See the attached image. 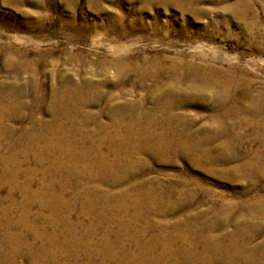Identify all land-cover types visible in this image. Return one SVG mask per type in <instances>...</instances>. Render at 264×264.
I'll use <instances>...</instances> for the list:
<instances>
[{"label":"bare ground","instance_id":"6f19581e","mask_svg":"<svg viewBox=\"0 0 264 264\" xmlns=\"http://www.w3.org/2000/svg\"><path fill=\"white\" fill-rule=\"evenodd\" d=\"M20 54L15 71L29 69L32 87L41 91L36 63ZM13 60L8 65L14 67ZM163 60L147 59L141 64L121 57L110 60L117 67L113 84L81 72L66 77L60 88L52 90L51 119L37 121L32 115L30 131L12 126L27 107L22 83H0V149L9 143L7 154L0 157V184L11 186L6 204L0 207V254L8 257V264H15L23 250L37 264H264V239L251 246L264 225L263 196L209 209L212 219L192 210L178 216L183 208L190 209L196 192L188 187L164 189L158 180H144L139 173L146 157L171 161L191 151L196 164L202 163L199 158L206 153L200 145L174 143L193 123L176 113L185 96L191 102L203 97L213 100L214 129H228L229 143L245 138L243 133L251 130L253 141L264 148V91L254 92L248 81L230 72L213 73L205 63H186L189 68L179 70L171 59L168 66ZM107 64L99 63L101 71ZM131 71L140 85L154 81L148 95L152 107L148 99L145 103L126 99V91L119 97L106 94L107 85L120 87ZM164 73L169 81L163 80ZM187 83L186 95L179 96ZM131 85L133 89L137 83ZM43 100L40 95L38 101ZM102 100L103 109L98 108ZM95 106L99 110L94 113ZM105 111L110 113L108 123L100 120ZM216 157L213 165L223 166L240 156ZM232 174H242L253 183L263 180L264 150L233 167ZM186 183L202 185L195 177ZM15 190L21 195L19 204ZM14 208L19 211L16 216ZM157 218L166 222L156 224ZM231 226L234 230L228 231Z\"/></svg>","mask_w":264,"mask_h":264},{"label":"rangeland","instance_id":"374dc122","mask_svg":"<svg viewBox=\"0 0 264 264\" xmlns=\"http://www.w3.org/2000/svg\"><path fill=\"white\" fill-rule=\"evenodd\" d=\"M20 53H25L28 62L36 63L41 91L35 92L32 87L29 69L20 74L15 71L14 61L21 57ZM117 57L140 64L147 59L163 58L165 66L171 59L179 70L189 68L186 63H205L213 73L214 70L230 72L235 78L248 81L254 92L264 91V0H0V83L20 81L24 89L22 101L27 106L20 113L21 120L12 123L18 131H30L34 127L32 115L37 116V121L51 119L48 106L53 98L52 90L60 88L66 77L72 74L77 77L81 72L95 80L105 77L112 83L117 67L110 60ZM11 58L14 67L7 63ZM101 62L108 63L104 71H101ZM133 72L128 73L120 87L107 85L106 94L119 97L121 91H126V99L142 103L148 99V106L152 107L148 95L154 81L148 79L140 85ZM162 76L163 80H170L168 73ZM135 83L137 86L132 89L131 84ZM188 88V83L182 85L183 94L179 96H185ZM207 92L211 94L210 90ZM40 95L44 96L42 102L38 101ZM185 97L180 99L184 106L176 113L185 115L193 123L186 134L183 133L184 137H177L179 140L174 143L200 145L201 152L206 153L199 158L202 165L196 164L191 151L187 155L185 152L186 158L173 157L171 161L163 156L146 157L139 166L142 179L158 180L164 189L188 187V191L196 192L190 209L183 208L178 216L192 210L193 214L202 212L212 219L209 209L215 210L225 203L254 201L260 195L264 197V179L253 183L242 174H232L233 167L252 160L256 151L264 150L260 142L253 141L251 130L243 133L245 138L229 143L228 129H214L213 100L203 97L191 102ZM104 106L102 100L98 108ZM96 107L91 111H98ZM109 115L105 111L100 120L108 123ZM2 146L0 157L7 154L9 143ZM233 152L240 156L239 160L223 166L213 165L216 156L228 157ZM206 168L213 169L212 174L202 170ZM194 177L202 185L195 187L193 183H186ZM24 180L19 178V183ZM10 190L8 182L0 184V207L6 204L4 199ZM20 196L15 190L17 204ZM12 211L15 216L19 214L15 208ZM35 211L33 208L32 213ZM238 215V212L233 214L234 220ZM31 222L37 221L31 218ZM155 222L166 221L157 218ZM232 230L233 226L228 229ZM28 234L31 243L32 231ZM263 239L264 225L251 246ZM32 258L23 250L14 261L15 264H37ZM6 259L8 257L0 254L1 264H8Z\"/></svg>","mask_w":264,"mask_h":264}]
</instances>
